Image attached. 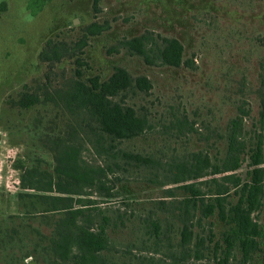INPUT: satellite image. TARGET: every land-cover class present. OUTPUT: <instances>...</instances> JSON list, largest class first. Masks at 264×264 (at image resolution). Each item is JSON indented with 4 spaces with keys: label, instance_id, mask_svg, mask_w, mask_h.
<instances>
[{
    "label": "rangeland",
    "instance_id": "rangeland-1",
    "mask_svg": "<svg viewBox=\"0 0 264 264\" xmlns=\"http://www.w3.org/2000/svg\"><path fill=\"white\" fill-rule=\"evenodd\" d=\"M5 1L7 10L0 12V264L54 261L53 221L48 224L42 218L35 196L18 195L23 166L54 170L50 138L67 136L71 118L45 100L44 93L47 89L59 101L79 67L74 58L61 63L41 60L39 54L49 39L87 43L83 56L87 64L80 67L85 81L94 76L105 81L122 67L152 85L148 92L126 93L128 105L148 118L149 130L118 147L153 159L154 166L98 154V137L88 132L82 136L84 164L103 168L105 183L114 187L111 197L88 190L99 220L111 219L104 253L108 264H180L184 258L186 264H219L229 227L217 214L200 223L195 220L190 253L182 258V224L173 213L186 195L173 176L175 167L191 161L193 154L221 163L229 126L239 109L247 113V151L256 143L264 87V0H48L36 15L29 10V0ZM147 33L177 39L184 47L182 66L149 65L124 47L126 40ZM27 89L37 90L41 100L22 109L14 101ZM104 145H109L108 139ZM243 159L235 173L246 181L251 170L248 154ZM211 179L200 180L203 191L215 190L212 184L206 186ZM231 192L229 200L236 203L238 197ZM253 218L264 229V197ZM154 223L159 225L158 234ZM198 241H203L199 259ZM242 262L236 247L228 264ZM248 264H264L263 253H254Z\"/></svg>",
    "mask_w": 264,
    "mask_h": 264
},
{
    "label": "trees",
    "instance_id": "trees-1",
    "mask_svg": "<svg viewBox=\"0 0 264 264\" xmlns=\"http://www.w3.org/2000/svg\"><path fill=\"white\" fill-rule=\"evenodd\" d=\"M95 1L97 3L100 0ZM47 2L48 0H29L28 7L32 15L41 12ZM6 10V1L0 0V12ZM123 45L131 54L143 57L149 65L158 63L180 67L183 64L184 47L177 39L155 38L147 33L126 40ZM86 47L84 40L70 45L64 41L49 39L42 48L39 54L41 60L61 63L65 59L74 58L79 67L76 69V77L69 80L65 90H61L59 101L47 89L44 93L45 100L52 101L71 118L67 124V136H58L52 140L50 138L49 150L53 153L54 170L49 172L39 168H21L19 188L22 193L18 194L19 198L35 196L43 208L42 218L48 224L53 221L54 230L50 241L53 264H108L104 253L109 247L107 230L111 219L103 216L100 221L99 209L94 207L89 198L94 192H105L111 197L114 187L105 183L107 173L103 168H91L84 164V132L98 137V146L95 148L98 154H108L113 159L120 156L126 164L135 162L144 166L155 165L151 158L128 153L118 147L123 141L141 137L149 130L148 118L146 115H139L128 105L126 93L133 89L148 92L152 88L150 81L146 77L133 78L122 67H116L105 81L99 76L85 81L80 67L87 64L83 60ZM46 80L47 83L50 82L48 76ZM260 96V132L256 135V143L248 151L244 123L247 113L239 109L240 114L230 123L226 136V154L220 164L213 163L208 155L197 153L192 155L191 161L175 167L173 182L180 184L186 195L178 202V206H174L177 212L173 213L174 219L182 224V258L190 253L188 251L194 236L195 220L200 223L202 219H209L215 214L229 227L223 235L225 248L219 264H228L236 247L243 255L242 264H248L256 252H262L264 256V229L253 218L261 209L264 197V87ZM40 100L41 95L37 90L27 89L14 101V105L29 109L40 103ZM106 139L109 140L108 146L104 145ZM245 154L249 156L251 170L248 173L249 179L242 181L235 172L241 168ZM114 164L120 168L118 163ZM110 171L113 172L112 169ZM218 175L221 176L220 179L217 178ZM208 176H212V179L206 186L211 188L209 186L212 184L215 190L205 192L201 187L205 185L204 181L200 180ZM93 189V193L88 191ZM232 190L238 197L236 203L229 200ZM154 228L158 234V223H154ZM202 242L197 243V259L202 256ZM185 260L180 259V264H186Z\"/></svg>",
    "mask_w": 264,
    "mask_h": 264
}]
</instances>
